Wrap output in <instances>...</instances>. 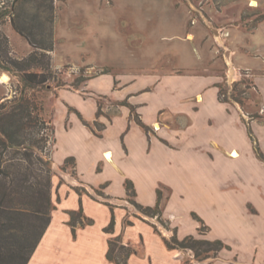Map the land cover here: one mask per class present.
<instances>
[{"label":"crops","instance_id":"1","mask_svg":"<svg viewBox=\"0 0 264 264\" xmlns=\"http://www.w3.org/2000/svg\"><path fill=\"white\" fill-rule=\"evenodd\" d=\"M106 1L108 4L102 0H81V21L73 28V31L79 28L80 54H87L91 60L88 48L97 46L109 55V59L113 58L112 64L91 60L106 67L107 72L85 80L87 86L82 89L93 90L96 94L110 93L114 100H126L127 104L119 105L105 122L97 117L94 98L60 89L56 100L49 107H44V112L53 118L54 125L50 160L55 209L50 225L28 264H114L106 259L110 237L103 232L109 224L110 211L88 195L100 190L109 200L120 201L129 197L125 188L127 181L133 185V198L142 206L159 205L162 208L169 204L185 208L201 204L204 208L195 207V210L204 215L214 214L210 217L215 220L220 234L234 241L241 250L260 246L264 234H258L253 224L242 222L252 219L246 216L239 221L234 215L235 207L251 203L260 210L264 219V182L258 177L259 173L254 169L237 173L233 175L235 185H229L221 172L217 173L212 167L214 155L230 157V152L237 150L239 156L233 159L239 160L243 154L236 147L221 146V137H228V133L227 130L222 133V121L214 119V111L236 107L219 100L217 69L221 66L218 60L212 62L214 51L210 50V44L203 43V36L197 32L198 26H188L192 10L182 0H127L122 5L115 0ZM120 27L131 31L138 44L132 46L128 38L120 34ZM259 29L252 35L255 42ZM93 30L107 36L108 41H83V36L89 40L88 34ZM246 46L254 49V43ZM121 51L127 52L129 57ZM168 58L178 63L169 70L160 64ZM250 59L253 58L240 54L235 61L242 66L257 67L258 62H250ZM133 62L135 64L131 65ZM184 73L192 78L205 75L216 78L201 87L164 85L169 77ZM145 78L152 79V84H143ZM115 82L120 86L114 89ZM209 90L212 93L210 97ZM157 91L161 92L162 101L152 106L150 96ZM150 106L151 111L148 110ZM134 115L146 130L136 122ZM98 122L104 125L97 131ZM213 122L218 124V132L210 134ZM248 127L251 131L250 124L245 123L250 138L253 134L249 135ZM57 131L69 137H58V143ZM183 142L189 147L181 146ZM55 145L56 151L59 147L63 150L60 155H55ZM252 150L254 162L261 165L259 149ZM108 151L112 153L110 160L104 158ZM69 158H73V162L68 163L71 168L64 169ZM60 180L62 185L58 186ZM80 201L84 216L93 219L94 224L78 227L73 237L67 225V212L78 211ZM99 211H103L100 233L92 230L97 224ZM118 215L116 211V227ZM165 248L163 245L153 250L144 246L141 250L133 248L136 254L131 255L127 263L176 264L168 258Z\"/></svg>","mask_w":264,"mask_h":264},{"label":"rangeland","instance_id":"2","mask_svg":"<svg viewBox=\"0 0 264 264\" xmlns=\"http://www.w3.org/2000/svg\"><path fill=\"white\" fill-rule=\"evenodd\" d=\"M115 1L120 5L127 2V0ZM182 1L188 4L193 12L188 26H198L199 29L197 32L201 37L203 36V43L207 42L210 44V50L214 51L212 62L218 60L221 66L217 69L218 82H220V87L227 97V102L238 109L230 107L228 111L225 109L214 111L216 114L214 119H220L222 121V127L220 126L222 133L225 130L228 133V137H221V146L228 148L232 146L236 147L243 156L239 160L233 159L239 156L237 150L230 152V157L232 158L228 155L220 158L214 155L212 167L217 173L221 172L223 178L225 177V181L229 182V185H235L233 175L240 172L247 173L248 169H254L256 173H259V176H257L264 182V0ZM253 1H257L258 5ZM12 2L13 0H0V12L9 9ZM38 2L42 4L43 0ZM102 2L108 4L106 0H102ZM53 5L56 20L52 24L49 23L48 19L46 20L48 12L44 6L37 8L36 2L33 0H27L19 11L21 19L26 20L25 22L31 24L41 23L46 34H51L52 32V39L54 40V52L51 54L52 64L53 68L59 72L58 79L65 84L64 86L56 87L55 83H51V90L42 89L34 92L35 96L42 102L43 107H49L51 102L56 100L58 90L66 89L71 92L77 91L81 95L83 94L85 98H94L96 100L97 117L106 122L110 118L111 113L119 108V105L127 104L126 100L119 102L114 100V97L110 93L96 94L93 90L87 88L82 89V87L85 88L87 86L84 82L91 76L104 71L107 72L106 67L97 65L92 61L111 63L113 58L109 59V55L97 46L88 48V51H90L88 53H91L90 59L92 61L88 59L87 54H80L82 42H80L81 39L77 32L79 28H76V31L75 29L73 31V28L81 21V7L83 5L81 4V0H53ZM36 14L39 16L38 20L34 18ZM259 27V33L257 32L258 35L256 37L257 42H255L253 41L254 38L252 35L256 33ZM0 32L8 39L10 57L22 59L31 53L32 48L13 30L10 20L6 16L0 19ZM119 32L128 38L132 46L138 44L137 37L131 35V31L120 27ZM89 33V40L87 36H83V41L89 43L91 40L99 41L100 43L108 41L107 36L99 33L98 30H93ZM253 43L254 49H249L246 46ZM134 48L138 49V46ZM120 53L124 54V56L128 55L129 57V54L125 51H121ZM240 54H247L249 58H253L250 59V62L255 60L258 62V66L252 68L248 64L244 66L239 65L235 59ZM134 64L135 62L131 63V65ZM160 64H163L169 70L178 63L171 62L168 58ZM160 69H162L161 66ZM4 75L8 77L7 81L2 78ZM113 78L115 79L116 77L113 76ZM215 78L214 75L192 78L184 73L169 77L164 82V85L166 87L178 86V88L201 87V85H207L211 81H214ZM79 84L80 86H78ZM143 84H152V79H143ZM119 86L115 82L114 89ZM18 88L19 82L17 74L6 72L0 67V96L5 94L0 99L3 97L11 98ZM207 93L209 97L212 94L210 90ZM161 96L160 91L150 96L151 105L156 106L160 103L162 101ZM233 97L239 98L241 102L234 100ZM148 110H152L151 106ZM43 115L50 125V130L47 132V135L50 137V144L43 155L44 158H50L54 139L53 118L46 112H43ZM98 123V127L95 128L97 131L104 125L101 122ZM245 123L250 124L251 127L253 134L251 142L245 129ZM216 131L218 132V124L216 125L213 122L209 133L214 134ZM55 137L59 143L60 139L58 137L69 136H66L61 131H57ZM213 138L218 140L217 137ZM186 144L183 142L181 146L189 147ZM251 145L252 148L259 149V161L261 165L254 162ZM56 147L55 145L54 149ZM62 152L63 150L60 147L57 151L55 149V155H60ZM68 167L71 168V165H66L64 169ZM60 185H62V180L59 181L58 186ZM54 192V187H52V194ZM82 194H85V192ZM88 196L92 201L99 203L101 206L107 207L108 209L111 208L114 219L115 212L117 211L119 214L118 226L116 227V220H114V226L110 229L112 234H108L113 244L111 256L119 263L126 260L130 250L136 254L133 248L138 247L141 250L144 246L153 250L156 246L163 245L166 247L165 240L172 244L173 239L181 242L185 238L191 237L196 241H221L224 249L218 253L201 252L200 254H196L195 250L192 249H168L166 247V255L171 261L176 264H264V237L261 238L260 246H250L247 251L241 250L234 241L228 240L220 234L215 220L211 218L214 217V214L205 213L204 215L203 212L200 211L198 213L199 211L197 212L195 210V207L203 209L204 207L201 204L195 203L192 207L186 206L185 208L167 204L165 207L162 206V208H159L153 215L144 212L142 208H145V206L138 204L133 197H127L120 201L109 200L100 190H96L93 195ZM54 209L55 206L53 205ZM234 212V215H237L239 221H242L240 219H244L246 216L248 219H252L247 222L245 220L242 222L253 224L258 234H264V219L262 213L256 206L247 203L242 207H235ZM73 220L75 229L78 227L85 228V224L90 221L92 225L94 224V220L85 217L83 211L82 214L75 211L73 213ZM102 221L103 211H99L97 224L92 230L99 232Z\"/></svg>","mask_w":264,"mask_h":264},{"label":"trees","instance_id":"3","mask_svg":"<svg viewBox=\"0 0 264 264\" xmlns=\"http://www.w3.org/2000/svg\"><path fill=\"white\" fill-rule=\"evenodd\" d=\"M26 1L13 0L9 9L0 12V19L8 17L13 30L32 48L28 56L22 59L12 58L9 56L8 39L0 32V67L6 72L17 74L19 82V88L11 98L0 99V264L30 262L50 225L53 210L51 160L43 155L50 144V137L47 135L50 125L44 118L43 104L34 92L51 90V83H55L56 87L65 84L58 79L59 72L52 64V32L46 34L41 23L31 24L21 19L19 11ZM33 1L37 8L44 6L48 12L46 20L50 24L54 23L56 18L53 0H43L42 4L38 2L40 0ZM34 18L38 20L39 16L36 14ZM218 95L220 101L227 102L221 87ZM233 99L241 102L239 98ZM134 119L145 128L137 115H134ZM248 132L251 136L249 127ZM70 162H73V158L67 159L65 164ZM125 188L127 195L134 197L132 183L127 181ZM76 192L79 194L78 190ZM158 197L160 199V192ZM158 209L159 205L142 208L144 212L153 215ZM109 210L110 221L103 232L110 235V229L114 226V214L111 208ZM82 211L80 201L77 213L82 214ZM67 213V225L75 237V211ZM85 226H92V222H87ZM112 245V240L109 239L106 259L114 264H128L129 257L135 252L130 250L126 260L119 263L111 256ZM165 246L168 249H192L196 254L217 253L224 248L221 241H196L191 237L181 242L173 239L172 244L165 240Z\"/></svg>","mask_w":264,"mask_h":264},{"label":"bare ground","instance_id":"4","mask_svg":"<svg viewBox=\"0 0 264 264\" xmlns=\"http://www.w3.org/2000/svg\"><path fill=\"white\" fill-rule=\"evenodd\" d=\"M255 3V2H254ZM3 79H5V81H7V79H8V77L6 76V75H4L3 77H2ZM104 158H106V159H111L112 158V153L111 152H105L104 153Z\"/></svg>","mask_w":264,"mask_h":264}]
</instances>
